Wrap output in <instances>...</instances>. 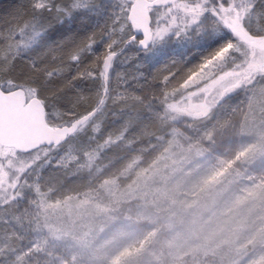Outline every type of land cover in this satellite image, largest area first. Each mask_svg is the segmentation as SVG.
Masks as SVG:
<instances>
[{
	"label": "rangeland",
	"instance_id": "rangeland-1",
	"mask_svg": "<svg viewBox=\"0 0 264 264\" xmlns=\"http://www.w3.org/2000/svg\"><path fill=\"white\" fill-rule=\"evenodd\" d=\"M251 83L192 100L199 115L185 97L121 99L119 140L21 181L19 207L0 195V246L30 249L33 264H238L264 245V88ZM142 122L161 133L142 140ZM57 175L61 192L47 182Z\"/></svg>",
	"mask_w": 264,
	"mask_h": 264
},
{
	"label": "snow or ice",
	"instance_id": "snow-or-ice-1",
	"mask_svg": "<svg viewBox=\"0 0 264 264\" xmlns=\"http://www.w3.org/2000/svg\"><path fill=\"white\" fill-rule=\"evenodd\" d=\"M242 76L264 88V0H0L5 207L34 173L119 140L121 99H211ZM27 252L5 242L0 264H33ZM237 255L264 264V245Z\"/></svg>",
	"mask_w": 264,
	"mask_h": 264
},
{
	"label": "trees",
	"instance_id": "trees-1",
	"mask_svg": "<svg viewBox=\"0 0 264 264\" xmlns=\"http://www.w3.org/2000/svg\"><path fill=\"white\" fill-rule=\"evenodd\" d=\"M191 96L192 95H189L188 98L191 97ZM134 105H136L134 103V101H130L126 105H124V106H122L120 108L122 111H125V112L128 111V113L130 114L128 116L131 118L130 119L131 121L133 119H135V115H137V113H135L136 110L134 109ZM137 131H138L137 132L138 133V137L139 138H142V140H146L147 138H149L151 136H155L157 133H161L160 126H158V125H152L151 123L144 124L143 122L140 124V127H138V130ZM105 178H106V175L104 174V175L101 176L100 180H104ZM48 181H49V183L51 185V188L54 191H57V192H61L62 191L61 187L63 186V184H65L67 182L65 180V177H61L59 175L48 177L47 178V182ZM84 189L85 188H83V189H81L79 191H82Z\"/></svg>",
	"mask_w": 264,
	"mask_h": 264
},
{
	"label": "flooded vegetation",
	"instance_id": "flooded-vegetation-1",
	"mask_svg": "<svg viewBox=\"0 0 264 264\" xmlns=\"http://www.w3.org/2000/svg\"><path fill=\"white\" fill-rule=\"evenodd\" d=\"M239 85V84H238ZM233 89H232V87H230V86H226V87H224V88H222L219 92H221L222 94L224 93V92H231ZM222 97L224 96V95H221ZM212 99V98H211ZM211 99H209L207 96L205 97V99H203L202 100V103H204V104H206L208 101H210ZM224 99V98H223ZM223 99H221V100H219L218 102H216L215 104H217V105H219V103L220 102H222V100ZM192 100L193 99H187V102H186V105H187V107H188V109H189V111H191V113H193L194 115H199L200 113V111L201 110H199V109H201V108H203V106L202 105H204V104H200V106H197V105H193V104H191L192 103ZM197 101V100H196ZM199 101V100H198ZM197 101V102H198ZM199 103V102H198Z\"/></svg>",
	"mask_w": 264,
	"mask_h": 264
},
{
	"label": "water",
	"instance_id": "water-1",
	"mask_svg": "<svg viewBox=\"0 0 264 264\" xmlns=\"http://www.w3.org/2000/svg\"><path fill=\"white\" fill-rule=\"evenodd\" d=\"M31 118H32L33 120L35 119V111H33Z\"/></svg>",
	"mask_w": 264,
	"mask_h": 264
}]
</instances>
